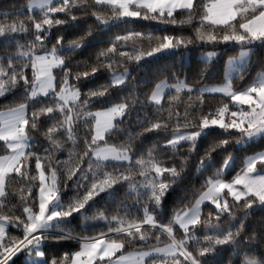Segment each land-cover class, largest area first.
<instances>
[{
    "label": "snow or ice",
    "instance_id": "6c2138e0",
    "mask_svg": "<svg viewBox=\"0 0 264 264\" xmlns=\"http://www.w3.org/2000/svg\"><path fill=\"white\" fill-rule=\"evenodd\" d=\"M0 100V264H264V0L0 7Z\"/></svg>",
    "mask_w": 264,
    "mask_h": 264
},
{
    "label": "trees",
    "instance_id": "16d2710c",
    "mask_svg": "<svg viewBox=\"0 0 264 264\" xmlns=\"http://www.w3.org/2000/svg\"><path fill=\"white\" fill-rule=\"evenodd\" d=\"M22 2H24V0H0V7H5V6H7V5H10V4H12V3H16L17 5H19L20 3H22ZM179 18V17H178ZM148 25H145V27H147ZM187 34V33H186ZM199 49H196L195 50V53H194V55H196V54H198L199 53ZM231 54H233V53H229V55H231ZM226 58V57H225ZM3 103H5V101H3V100H0V104H3ZM197 159H198V157H197ZM71 193H69V195H70ZM207 212V209H205V213Z\"/></svg>",
    "mask_w": 264,
    "mask_h": 264
}]
</instances>
